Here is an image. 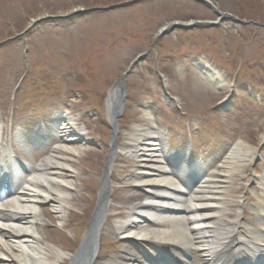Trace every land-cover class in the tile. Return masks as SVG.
<instances>
[{
  "label": "rangeland",
  "instance_id": "374dc122",
  "mask_svg": "<svg viewBox=\"0 0 264 264\" xmlns=\"http://www.w3.org/2000/svg\"><path fill=\"white\" fill-rule=\"evenodd\" d=\"M122 1L125 0H0V41L11 38L0 45V125H4L6 115L12 111L11 139L16 153L35 163L44 155L43 150L48 152L50 146L63 143L57 126L62 124L59 116L65 108L76 121L75 127L83 126L86 130L82 140L72 143L79 150L74 159L78 175L62 217L58 218L49 204L41 205L42 243L70 255L85 234L106 163L110 135L106 94L137 54L149 49L126 77V100L118 119V145L130 136L133 125L141 122V104L151 106L157 120V135L172 137L170 144L174 146L176 142L182 143V135L185 140L191 133L198 148L216 163L237 139L253 148L263 141L264 27L233 22L214 27L197 24L194 29L171 31L154 40L167 22L215 20L216 16L210 7L193 0H137L120 8L95 9L64 20L44 19L26 33L25 42L13 39L32 19ZM214 1L220 11L264 23V0ZM201 53L210 57V67L223 75L228 84L225 88L220 89L204 78L197 66L202 58L197 55ZM160 75L165 79L162 83L158 80ZM163 84L177 98L179 109L170 111L168 108L173 105L168 102V108L165 107ZM248 88L253 90L248 93ZM227 97L226 106L217 105ZM42 124L51 139L47 148L32 144ZM8 141V130L2 128L1 152ZM206 143H210L209 149ZM255 157L232 176L228 192L230 210L236 211L232 204L237 203L240 195H236L239 185L245 188V181H252V173H264V148L252 165ZM137 165V159L127 154L117 156L112 173L114 206H128L141 200V192L129 181ZM253 188L260 192L258 187ZM249 197L257 200L256 196ZM244 214L251 215L247 210ZM114 220L112 216L108 218L109 222ZM128 246L131 243L104 230L97 260L104 263L115 256V251ZM51 247L46 249L48 258L53 260L56 256ZM138 250L152 251L145 245ZM68 260L65 257L60 264H67Z\"/></svg>",
  "mask_w": 264,
  "mask_h": 264
},
{
  "label": "bare ground",
  "instance_id": "6f19581e",
  "mask_svg": "<svg viewBox=\"0 0 264 264\" xmlns=\"http://www.w3.org/2000/svg\"><path fill=\"white\" fill-rule=\"evenodd\" d=\"M200 65L207 67L205 61H200ZM208 74L210 81L219 87L227 86L219 70ZM114 97L115 91L110 89L105 102L107 112ZM143 117L149 119L148 113ZM66 119L74 124L71 118ZM62 129L63 134L77 140L84 133L78 128ZM44 138L40 139L46 145ZM155 141L152 128L134 125L131 136L116 147L117 154H129L137 159L138 165L129 181L143 192V199L130 205L124 215V208L114 207L110 196L105 198L106 189L112 190V181L103 182L80 248L70 255L52 246L50 249L56 256L53 260L48 258L40 237L41 205L50 204L52 212L58 218L61 216L77 179L74 159L79 150L65 140L66 143L52 146L49 154L27 169H20L11 151L5 150L0 182L7 185L4 189L10 190L0 189V264H60L65 257L69 259L67 264H231L232 251L241 247L253 249L249 263L256 264V257L264 254V176L257 177L262 190L257 195L259 199L240 203L233 220L224 218H229L226 207L230 206L228 192L232 176L252 159L257 149L238 140L229 146L217 166L212 168V164L204 162L179 163L173 174L167 160L157 152ZM241 207L255 212V216L246 220ZM112 210L115 212L111 213ZM111 216L114 222L108 221ZM104 230L132 246L115 251L113 258L100 263L94 247ZM142 242L148 243L153 251L141 253L137 248Z\"/></svg>",
  "mask_w": 264,
  "mask_h": 264
},
{
  "label": "water",
  "instance_id": "95a60500",
  "mask_svg": "<svg viewBox=\"0 0 264 264\" xmlns=\"http://www.w3.org/2000/svg\"><path fill=\"white\" fill-rule=\"evenodd\" d=\"M122 4H119V5H112V6H109L110 8H114L115 6H121ZM232 18L230 15H223V17L221 18V20L223 19H230ZM184 24L182 23H171V24H168V26L166 28H163L161 30V33H164L165 31L167 30H171L173 29L175 26H182ZM134 64V62H133ZM132 66V65H131ZM128 72V71H127ZM125 72L115 83V99H114V102H113V113H112V116H111V125H112V129H113V133L115 132V128H116V117L120 114L121 110H122V103H123V100H124V95H125V83H124V78L126 76V73ZM111 154H109L108 156V161H107V165L105 166V170L103 172V180L108 182V166H109V160H111Z\"/></svg>",
  "mask_w": 264,
  "mask_h": 264
}]
</instances>
